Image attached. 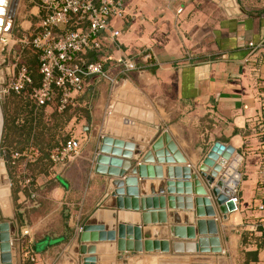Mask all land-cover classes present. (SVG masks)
<instances>
[{
	"label": "crops",
	"instance_id": "0c3cea01",
	"mask_svg": "<svg viewBox=\"0 0 264 264\" xmlns=\"http://www.w3.org/2000/svg\"><path fill=\"white\" fill-rule=\"evenodd\" d=\"M118 1L123 15L110 28L121 34L107 40L105 50L132 58L136 69L108 65L119 81L115 86L99 77L88 80L70 109L87 114L81 111L82 118L66 128L80 140V154L37 176L35 195L20 194L22 207L13 201L12 214L0 203V215L16 224L19 241L29 230L37 264H264L263 213L257 208L264 198V135L255 126L264 82V0ZM36 8L25 11L24 31L39 23ZM156 141L161 156L152 149ZM217 143L234 150L218 176L238 159V208L226 216L206 184L223 157L218 153L200 170ZM102 145L109 151L101 152ZM115 150L130 158L113 155ZM147 152L152 162L143 160ZM138 164L143 172L131 174ZM189 173L198 175L200 187H193ZM154 197L157 206L152 200L143 211L142 198ZM200 219L209 222L203 233L196 226ZM55 223L58 234L47 230ZM86 223L89 237L114 238L82 241L78 228ZM128 227H140V239ZM178 227L184 230L176 232ZM211 236L219 237L220 253L187 251L186 244ZM146 240L169 242L170 250L147 252ZM174 242L183 244L182 251L172 250ZM13 257L18 264L25 259L19 244Z\"/></svg>",
	"mask_w": 264,
	"mask_h": 264
},
{
	"label": "built area",
	"instance_id": "2783aa9c",
	"mask_svg": "<svg viewBox=\"0 0 264 264\" xmlns=\"http://www.w3.org/2000/svg\"><path fill=\"white\" fill-rule=\"evenodd\" d=\"M38 13L35 17L39 23L31 28L33 37L23 36L21 50L25 44H30L38 52L39 73L41 84H33L29 68L22 62L21 50L13 56L8 71L0 70V94L4 98L10 93H25L29 101L37 107H52L64 111L74 101L76 95L86 90L87 82L92 77L109 81L113 86L119 82L108 65H117L125 71L136 69L135 61L128 56L113 57L106 52L107 40H115L121 34L120 30L110 28L113 18L122 16L118 0H34ZM2 40V39H1ZM264 43V37L262 39ZM253 46L252 43H250ZM1 51V50H0ZM93 53V56L90 54ZM8 53L7 59L10 60ZM149 59L150 54H144ZM259 84V82H258ZM261 111L255 117V126L264 135V82L260 83ZM264 153V143L262 145ZM81 151V142L71 137L63 140L50 154L53 163L67 162L76 158ZM37 151L29 148L24 152H14L12 157L26 156L27 161H34ZM32 177L27 176L23 185L29 186ZM264 187V181H263ZM229 201L237 210L238 197L235 188ZM262 211L261 225L264 237V198L257 203ZM229 212V213H230ZM79 231L82 229L80 226ZM22 236L29 235L24 229ZM25 259L31 264H37V254L34 250L25 251Z\"/></svg>",
	"mask_w": 264,
	"mask_h": 264
},
{
	"label": "trees",
	"instance_id": "16d2710c",
	"mask_svg": "<svg viewBox=\"0 0 264 264\" xmlns=\"http://www.w3.org/2000/svg\"><path fill=\"white\" fill-rule=\"evenodd\" d=\"M35 33L25 34L29 38ZM23 33L19 38L25 36ZM22 62L29 68L33 78V84L29 86H39L41 84V75L39 73L38 52L30 44H25L21 50ZM19 98L18 102L16 98ZM90 98H94L90 96ZM56 103V101H55ZM53 104L54 112L50 115L45 113V107H37L29 101L25 93H10L3 98V109L5 114V132L2 144V157L5 160L8 176L12 182V198L15 207L21 208L18 203L19 195L23 194L25 198L31 199L36 193L35 178L41 174L48 175L49 170L54 164L50 158L51 152L61 145L64 139L71 138L67 131L69 122L76 117V120L82 118V109L71 111L72 104L64 111H57ZM83 115L87 111H83ZM29 148L37 151L34 161H27L26 156L13 158L14 152H24ZM32 177L29 186L23 185V180ZM19 213V217H20ZM65 220L68 218L64 217ZM22 250L34 249L33 242L29 236H21ZM35 245V244H34ZM22 264H31L28 259H23Z\"/></svg>",
	"mask_w": 264,
	"mask_h": 264
},
{
	"label": "water",
	"instance_id": "95a60500",
	"mask_svg": "<svg viewBox=\"0 0 264 264\" xmlns=\"http://www.w3.org/2000/svg\"><path fill=\"white\" fill-rule=\"evenodd\" d=\"M21 0H12L10 3V8H9V13L7 16V19H9L10 21H14L17 15V11L19 8V4H20ZM7 3L5 0H0V14L5 10V6L3 7L2 5ZM5 22L4 19H2L0 17V47H1V39L3 37V35L1 34L2 30L5 29L4 28ZM11 24L8 28V32L11 31ZM7 31V30H6ZM2 50V49H1ZM1 52V51H0ZM90 56H93V53L90 54ZM8 71V68L6 69ZM4 132H5V114H4V109H3V97L0 94V174H4L6 177V187H7V193H9L10 191V185H11V180L7 174V168L5 166V163L2 160V144H3V139H4ZM165 137V136H164ZM104 138V136H103ZM104 139H107L104 138ZM103 139V140H104ZM163 139V137L161 138V140ZM161 144L160 142H155L152 145V149L155 150V154L156 156H161L163 154V152L158 151V149H160ZM108 149L106 148V146L102 145L100 151L101 152H106ZM109 151V150H108ZM233 148L231 146H224L222 144H215L211 150H209L205 156V158H203V162L201 164L200 170H204L206 164H210L212 161V158H216V156L219 154H221V157H223V159L220 161V164H218L214 170H211L210 173L206 176V184L208 185V187L210 188V192L212 194V196H214L216 203L218 204V206L220 207L221 213L223 214V216H226L230 210H232L233 208V204L231 201H229L230 197L233 194L234 188L231 190H229V188L226 186V182L227 179L231 173L232 168L235 166L236 160L231 161L230 164L225 167L221 174L218 176V173L221 171L222 169V165L224 162H227L231 159V156L233 154ZM113 155L116 156H121L122 158H130L129 155L127 153H121L119 150H115L113 152H111ZM115 162H119V161H123L120 160V158H114ZM143 160L145 162H152L153 161V157L151 152H147L144 155ZM159 161H163L161 158H159ZM224 165V164H223ZM129 163L127 162L126 167L127 169L129 168ZM143 165L142 164H138L136 166H133L129 172L131 174L134 173H142L143 172ZM151 169V168H149ZM144 175V174H143ZM8 176V177H7ZM187 178H192L194 180L193 182V187H200L201 182L200 179L198 177V175L196 174H187ZM189 192V191H188ZM191 192V191H190ZM9 198V197H7ZM153 200L155 206L157 205V198H146L140 201L141 202V207L143 209V211H145L144 209L146 208H150V204L151 201ZM162 200V199H160ZM200 200V199H198ZM10 201V199H9ZM12 202L11 205H13V199L12 201H10V203ZM9 204V203H8ZM147 204V206H146ZM128 207V206H127ZM130 208V207H129ZM134 209H137L136 206H133ZM6 211V208H5ZM147 214H144L142 216L143 222L146 224L148 223V220L146 219ZM207 223L205 220H197L196 222V226L199 232L203 233V230H205V226L207 225ZM13 223H9L8 221H3L0 222V264H13V248H12V241H11V232L13 230ZM210 225H213V222H210ZM91 229L89 223H86L85 225L82 226V229L79 232V236L80 239L83 240H87V239H93L96 240L98 238L100 239H106V238H110L113 239L114 236L113 234H100V236L98 234L96 235H91L89 237L88 232ZM129 230H133L135 236L137 237V239H140L141 237V229L140 227H128ZM68 230V236L71 237V233L69 231V228H67ZM176 232L177 231H183V228H175L174 229ZM218 230L216 229H212V233H217ZM212 244V246L210 247V245ZM186 248L188 249L187 251L190 252H194L198 249V251L200 252H212V253H220L222 251V247L220 246V241H219V237L217 236H211V238H199L198 243L194 245L192 244H186L185 245ZM144 250H146L147 252H153L155 250H159V251H169L170 250V245L169 242L166 241H151V240H146L144 242ZM183 244L179 243V242H174L173 243V247L172 250L175 252H179L182 251ZM210 247V248H209Z\"/></svg>",
	"mask_w": 264,
	"mask_h": 264
},
{
	"label": "rangeland",
	"instance_id": "374dc122",
	"mask_svg": "<svg viewBox=\"0 0 264 264\" xmlns=\"http://www.w3.org/2000/svg\"><path fill=\"white\" fill-rule=\"evenodd\" d=\"M36 7L37 6H36L34 0H21L15 20L14 21H10L9 19H7V16L5 17L7 19V21L9 20L8 23L11 24V28L12 29L9 32H3V34L1 33L3 35L2 40H1V47H0V50L2 49L1 52H0V70L1 71L6 72V69L9 66V63L12 62L13 56L14 55L16 56L18 54L19 50H21V40H20L21 38H19V35L22 34V33H29V29H25L26 31H24L22 29V27L20 26L25 11H31L32 12L33 9H35ZM36 10H37V8H36ZM33 13H31L32 16H34ZM29 19L32 20V17H29ZM8 53L10 54V57H11L9 61L7 59ZM15 98H16L17 102H18V100H20L17 97H15ZM52 112H54V108L53 107L51 109L49 108L48 110H45V113L47 115H50ZM82 126H83V123L82 124L80 123V124L76 125V129L78 131H81L82 130ZM2 160L5 163V160H4L3 157H2ZM5 166H6V163H5ZM7 174H8V172H7ZM8 197L9 198H8L7 202L9 203L10 207H9V210L8 209L7 210L9 211V214H12V211H10V209L12 207V205H11L12 202L10 203V201H12V182H11V185H10V191L8 193ZM9 199H10V201H9ZM63 210H64V213H66L65 212V208ZM0 213H1V211H0ZM5 215H7V214L5 213ZM6 219H7V216L2 217V214L0 215V222H3V221H8L9 222L10 221L9 219L8 220H6ZM9 223H11V222H9ZM12 225H13V230L11 232V241H12L13 251L14 250L16 251V248H18V244H19L20 245V250L23 253H25L26 250L25 251L22 250L21 241H19L17 239V236H16V227H15L16 224L14 223ZM55 226H56V223L54 224V227L53 226L49 227L47 230H49V232H52V234H53V232H55V234H58L60 231H57ZM54 228H55V231H54ZM46 232H48V231H46ZM43 234H44L43 232L39 233L38 236L39 235L41 236ZM25 236H27V235H25ZM13 259L15 260V261H13V263L18 264L17 259L14 258V257H13Z\"/></svg>",
	"mask_w": 264,
	"mask_h": 264
},
{
	"label": "bare ground",
	"instance_id": "6f19581e",
	"mask_svg": "<svg viewBox=\"0 0 264 264\" xmlns=\"http://www.w3.org/2000/svg\"><path fill=\"white\" fill-rule=\"evenodd\" d=\"M7 3L3 4L2 6H5V10L0 14V17L2 19H4L5 25L4 28L2 30V34L3 32H8V28L10 26V23H8L7 19L5 18L6 16H8L9 13V6L12 0H5ZM7 30V31H6ZM238 160V159H237ZM237 160L235 163V166L232 168L231 173L227 179L226 182V186L229 188V190L232 191V189L234 188L236 182L238 181V173L236 171V166H237ZM8 193H7V187H6V177L4 174H0V203L2 204V202L5 204V206L7 207V209H9V205H8ZM3 205V204H2ZM4 206V205H3Z\"/></svg>",
	"mask_w": 264,
	"mask_h": 264
}]
</instances>
